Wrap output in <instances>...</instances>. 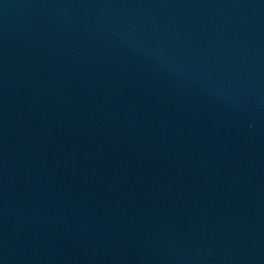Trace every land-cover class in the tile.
Segmentation results:
<instances>
[{
  "label": "water",
  "instance_id": "1",
  "mask_svg": "<svg viewBox=\"0 0 264 264\" xmlns=\"http://www.w3.org/2000/svg\"><path fill=\"white\" fill-rule=\"evenodd\" d=\"M0 264H264V0H0Z\"/></svg>",
  "mask_w": 264,
  "mask_h": 264
}]
</instances>
